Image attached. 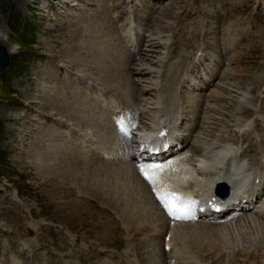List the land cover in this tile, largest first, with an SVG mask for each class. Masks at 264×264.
<instances>
[{
  "label": "bare ground",
  "instance_id": "obj_1",
  "mask_svg": "<svg viewBox=\"0 0 264 264\" xmlns=\"http://www.w3.org/2000/svg\"><path fill=\"white\" fill-rule=\"evenodd\" d=\"M157 1H160V0H157ZM198 6H200V5H198ZM202 7H203V5L200 6L199 9H198V7H189L188 9H185L182 12V14L178 12V14H175V16L172 15L174 13V10H169L166 7H164L163 10H160L161 12H158L155 15L164 14V15H167L168 17L173 16L175 18L180 19V18H182V15H190V14H194V13L198 12V13H196V15H198L199 17H202V16L205 17V15H203V13L201 11ZM99 12H100V10L96 9V10H94V13L91 14V16H92V18L90 20L91 25H89V26L87 23L83 24L78 19L72 20L71 16H67L66 18L64 17V19L61 21H55L54 25L52 24V26L50 28H44L42 30L43 33H48L51 35L49 42H46V43H48L50 45V48L54 49V50H52L53 51L52 56H53L54 60L61 62L62 63L61 65H63V64L71 65L73 67V69H76L78 71H83L82 69L79 70V67L81 65L86 67V61H88V60L92 61L93 60V63L95 64L94 68H93V72L96 75L99 73L100 67L96 63L95 59L97 57V53H98L99 49H101L105 46L103 41L106 42V35L102 32V30L105 29L106 24H107V19L104 18L103 19L104 23H105L104 27H101L99 25V19L97 17V13H99ZM45 13H47V12H45ZM151 14H153V9L151 11ZM206 15L208 16V14H206ZM197 19H198L197 21L201 22L200 18H197ZM156 20L157 19H154L153 21H156ZM160 26H164V27H163V29H160V32L162 34L160 35V38L157 41L161 40V37L163 40H168V37H169L168 31H170L172 26L167 24V23L161 24ZM190 26H192V25L190 24ZM190 26H185V28L189 29V28H191ZM205 27H206L205 23L200 25V28H205ZM227 27L229 29L231 27V25H228ZM88 31H91V34L89 33V35L86 36L84 33L88 32ZM151 34H153V33H151ZM182 34L185 35V33H182ZM230 35H231V33L228 35V38H230ZM83 36H85V37H83ZM89 39H92V40H89ZM174 40H176L175 43H178V44L179 43H184V44L186 43V40L184 39V41H182V38H179V39L176 38ZM39 41H41V40H39ZM197 42L199 45V41H197ZM87 43L90 45L87 46ZM46 47L48 48V46H46ZM189 47H191L190 53L192 55L194 45L193 44H187L186 48H189ZM198 47L199 46H197V48ZM1 48H3L8 53V55L15 52V50H14L15 46L9 42L8 36L4 35L3 33L0 34V49ZM76 49H78L79 51H81L83 53V55H82L83 57H85V55H86V58H84L80 62H78L79 60L73 61L74 60L73 56H78V57L80 56V52L79 53L74 52V51H76ZM182 60L183 59L181 58L179 60L180 62H175L172 65V68H169L168 71H166V73L164 74V77L166 79L165 85L168 84V78H169L170 71H177V70L181 71V70L185 69L184 67L186 64H184V60L183 61ZM53 62H55V61H53ZM51 68H52V66H51ZM54 71H56V70H54ZM37 72H39V70ZM80 73H82V72H80ZM49 75H50V78H52V79H57V77H58L57 72L51 73ZM263 79H264L263 76H257L255 78L254 82L251 83V87L247 85L245 87V89H243L242 92H238L239 91L238 85L236 86V89L233 90L231 87H228L229 83H225L224 81L218 83L216 86H220L219 87L220 89L221 88H226V89L230 88V90L237 93L235 95L237 99H234L235 103L238 102L236 107H235V111L237 112L238 115L243 114L244 117H246L249 114L252 115L254 113H257V106H259V104L262 102L263 97L261 96L260 92H262V89H263L262 88ZM41 80L46 81L44 76L41 77ZM81 83H85V81L83 79L77 80V78H76L73 81L72 80L63 81L60 83V86L56 85V86H59V88H61V89L63 88L66 90L65 95H66L67 99L64 98V96L61 97L62 105H63L61 107V109H63L64 107L67 108V111H65V113H70L74 116L73 113L77 111V109H78L77 104L73 101H70L69 99L72 100L74 98V95L80 96V93H79L80 85L79 84H81ZM24 87H25V85H24ZM215 91L216 90H214V88L213 89L211 88L209 90V93L212 94V96L210 94H208V97L210 96V98H208L210 103L206 102L205 108L209 109L210 107L214 106V105H212V103L218 102V100L216 101L214 99L217 95V94H215ZM72 92H74L75 94ZM248 92H253L254 94L252 93L253 95H248ZM229 94H231V93H229ZM208 99L206 101H208ZM49 102L51 105H53L54 108H56V107L59 108V106L61 105V103L58 101V99H50ZM162 102H164V100H162ZM162 102H159V103H162ZM13 103H14V101H13ZM154 103L155 104L157 103L156 99H155ZM245 103H248V104H245ZM30 104H31L32 109H33V107H35L34 108L35 110H33V112H36V108H37L36 103L32 102ZM51 110H54V109H51ZM158 111L163 112L162 110L157 109V108H156V111H154V112H158ZM185 111H187V109H185ZM1 112H2V116H4L8 122L11 121V119L13 118L12 113H9V111L6 108H4V110H1ZM27 112H28V114L31 113L29 111H27ZM153 116L155 117V113ZM30 119L32 120L33 118H30ZM205 119L206 118L203 117L204 123H205ZM238 120H239V118H238ZM244 122H246V120L242 118L240 125ZM253 123H256V120H254ZM37 125H39V124H37ZM8 127H10V126H8ZM12 127H15V126H12ZM240 128H241V126L239 127V129ZM34 131H35V128L32 127L31 130H28V132H25V134H24L25 138L23 140L21 139L22 143H24V141L28 140L29 138L32 139L31 147L27 153H24V154H26V157H23V158H24V160H27L28 163H31L33 160V166H34L33 169H34V172H36V173H32L34 176H35V174H38V177L44 176L45 178L49 179L52 176L55 177V175H56L57 177L60 178V180L63 183H65L67 185L72 184L74 187H76L78 190V194H81V192L85 188L86 190H88V193L90 195L98 197L101 204H108L113 209H117V214L122 217L124 223L126 224V227H127V225H132L133 228H135V229H139L141 227L145 228V226L147 227V224H148L147 213L152 212L153 215L159 214V211L154 207V202H153V204L151 203V208L149 209V211H146L145 208H142V210L140 212V209L137 208V203L134 200V198L130 192L129 185L124 181V179L121 176V175H128V172L126 170L117 169L115 167L110 168V170H106L105 168L99 167V165H97V166L92 165L90 160L87 159L85 156L83 159L82 166H79L77 163H74V164L70 163L69 159L63 158V155H61L62 153H60V157L59 156L56 157V155H55L54 148H53V142L55 141V145H56L57 139H60V133L58 131H57L58 133H56V129L53 130L54 133H56L55 136H53V140H52V136L50 134L47 135V133L44 134L45 132L41 133V132H38V130H37V132H34ZM27 136H29V137L26 138ZM88 145H89V147L92 146L91 143H88ZM115 151L116 150L114 149L113 145L108 144V145L101 147L99 149L98 153L100 154V156L103 160L108 161V157H110V155H112ZM20 157H22V156L19 155V158ZM54 160H55V162H54ZM28 163H26V164H28ZM23 166L25 167L26 165H23ZM192 178L196 179V184L201 189L207 188V184H205L204 180L197 178L195 175H192ZM198 225H200V224H198L197 222L194 223L192 230ZM246 225H248V227H251V222L250 221L244 222V224H243L244 228L246 227ZM238 227H239L238 224L236 225V223H235V225L233 227L234 231L238 232V230H236V229H238ZM215 228H216V226H213L210 223H208V224L204 223L201 225L200 229H197L196 231H193V232L191 230V232H189V233H191L192 238L195 237V241L197 244H198V241L200 238H204L207 243L214 244L213 240H212V236L214 234L212 233V231ZM255 228H257L260 232H264V223L255 224ZM190 241H191V239L188 241V243ZM173 245L178 250L183 249L181 244H179L177 241H174ZM215 251L217 252L218 250H215Z\"/></svg>",
  "mask_w": 264,
  "mask_h": 264
},
{
  "label": "rangeland",
  "instance_id": "obj_2",
  "mask_svg": "<svg viewBox=\"0 0 264 264\" xmlns=\"http://www.w3.org/2000/svg\"><path fill=\"white\" fill-rule=\"evenodd\" d=\"M3 1H4V6H3V4H1L2 1L0 0V2H1L0 3V28L3 29L5 32H8L7 20H9V22H10V20L11 21L18 20L19 21L18 23H20V28H22V30H23L21 33L22 37L29 39V40L31 39L32 44L29 45V47H28L29 49L22 48L19 52H16V53L13 52V53L9 54L10 55V57H9L10 62L7 65V67L4 69V71L6 72V76H9L8 91L11 92V95L13 97H7L9 94L5 91V87H4V84L2 83V81H0V123H1L0 124V156H1L0 157V170H6L5 172L9 173L10 180L14 182V183L11 182V184H13V187H15V188L21 187L23 193L31 194L32 190L29 191V189H27L28 186H27L26 182L28 180L26 179V181H25L26 174L23 173V168H25L23 165L27 166L26 163H28L27 160H24V158H23L26 156L22 155L23 152H22V148H21V144H23L22 140L25 138V136H24V134H22L21 136L19 135V132H22V128H26L28 126L22 125L21 123L18 124L17 121H15L16 123H11L12 120L9 122L6 121L5 117L2 116L1 110H4V108H6L9 111V113H11L10 111L13 108L17 109V108L22 106V104L20 103L21 101L15 100V97H17L19 100H24L23 97H25V95L28 97V95L25 92H27L29 90V88H30L29 86L31 84L27 83L26 79H27V77L28 78L32 77L33 72L36 71V67L40 63L38 60L32 61V62H30V60H27V59H30L31 57H33V54H31L30 48L35 47L37 52L45 54L46 58L44 59V61L41 62V64L44 65L43 67H45L46 61L48 64H50V62H51V64H54V65H57L58 61L55 60V63L52 62L54 59H53V56L51 55L52 54L51 50H49L50 45L48 43H46L49 40L50 36L42 35V33H40L43 26L47 27V26L51 25L49 23V20L44 18V15L47 14V13H45L47 10V8H45V7H47L46 6L47 4L44 2L42 5V2H40L38 0H34L33 2L31 0H3ZM187 2H188V0H187ZM222 2H223V0H222ZM50 3H52V2H50ZM82 3L86 7L89 6L87 4V2H85V1H83ZM54 5L56 6L57 4L55 3ZM222 5H223V3H222ZM231 6L234 7L235 3H233ZM80 7H81V9L80 8L76 9L73 6H71L69 8L72 11L76 10L77 13L85 14V11H84V8L82 7V5ZM190 7H194V6H190ZM199 7L200 6H198V9H199ZM43 8L45 9V11H41ZM235 8L236 7L232 8L231 16H234L239 11V9L235 10ZM169 10H173V9L170 8ZM14 13H17L18 16H16ZM55 13H57V11L54 9V11L52 12V17H57V15H55ZM175 14H178V12L174 11V13L172 15L175 16ZM173 16H171V17H173ZM173 18H174V21L176 20L178 24H180L183 21L182 18H180V19L175 18V17H173ZM154 19L155 18H153V20ZM167 24H170V23H167ZM31 25H34V27H32V30L31 31L27 30V28L31 27ZM183 25L184 26H190V24L187 22L184 23ZM262 25L263 26L260 28L261 23L259 24V26L257 27V30H259V31L258 32L256 31L257 33L256 32L252 33L253 37L252 36L248 37L247 41H246L247 44H245L243 46V48H241L240 55L241 54L242 55H241V57L239 55V63L241 65V69L238 70V76L235 75L237 77L230 75L229 79L231 81L236 82V83H238V82L242 83L243 80L250 78V80H248V83H250V82L253 83L257 76H263L264 77V75H262V74H258L255 77L257 71L264 69V20L262 21ZM243 27L245 28V26H242V29L244 30ZM227 30L233 34V31L239 30V28H237L235 26V27H230L228 29V27H227ZM259 32H260L261 36L259 35ZM89 33L91 34V32H85L84 34L86 36H88ZM250 33H251V30H250ZM83 37H85V36H83ZM39 40H41V41H39ZM89 40H92V39H89ZM89 45L90 44L87 43V46H89ZM46 46H48V48ZM74 52H77V53L80 52V56L79 57L73 56L74 57L73 61L79 60L78 62H80L84 58H86V55L84 54L85 57H83L82 56L83 53L81 51H79L78 49H76V51H74ZM248 54L252 55L251 58H245L244 57V55H248ZM28 56H30V57H28ZM240 58H242V59H240ZM92 62H93V60L92 61L88 60V61H86V67L82 66V65L79 67V70L80 69L83 70L81 72L83 75L86 76V78L88 80L92 78L91 73H92V75L94 73L93 68H94L95 64ZM69 68L70 67H68V69ZM46 69L47 68H45V70ZM253 72H254V74L252 75ZM244 73L247 75H244ZM263 73H264V70H263ZM48 77H50L49 74H48ZM62 78L63 77L60 74L59 79H62ZM77 80H79V79L77 78ZM24 85H25V87H24ZM48 85L54 86V83L48 82ZM236 86H237V84L229 83L228 87H231L233 90H235ZM245 87H246V84L244 86L240 85L238 87L239 88L238 92H242L243 89H245ZM262 88H263L262 92H260L261 95L264 94V79H263ZM221 89H222L223 93L225 94V96H227V97L230 96V98L233 97L234 99H237L235 96L237 93L230 90V88L229 89L221 88ZM229 93H231V94H229ZM252 93L253 92H248V95H253L254 93L253 94ZM262 97H263L262 102H264V95ZM215 98H217V100L219 101V98L217 95ZM234 99L233 100L230 99V100L235 102ZM13 101H14V103H13ZM226 103L229 104V102H227V101H226ZM214 104L218 105V102L212 103V105H214ZM260 105H261V103L259 104V106H257V112H259V110H260ZM232 108H235L233 103L230 105H227L225 107L226 110L227 109L229 110L228 112L230 114H232L231 113ZM256 115H258V114H256ZM33 117L34 116H32V118ZM8 126H10L11 128L9 127V129H8ZM12 126H15V127H12ZM33 128H35V125L33 126ZM44 134H46V133H44ZM8 135L10 136L11 142L13 144H10L8 142V140L6 139V136H8ZM26 141H29L30 144L32 143V139H30V138L28 140H25L24 143ZM5 148L7 150H5ZM16 149H17V152H16ZM29 149H30V147H29ZM19 155H21L22 157L19 158ZM24 155H26V154H24ZM5 160L7 161V163H5ZM8 162H9V165H8ZM6 165L10 168V170L8 167H6ZM30 166H31V168H33L31 164H30ZM18 170H21V171L18 172ZM32 176H34V175L32 174ZM35 176L39 179L45 178L44 176L38 177V174H35ZM2 178H3V176H1V179ZM42 190H44V189H42ZM46 190H47V188H46ZM59 195H60V193H59ZM46 197H49V196H46ZM62 197L65 198L63 195H62ZM72 198H73V195L68 196V197H66V199H68L66 201H69ZM43 201L44 200L42 199V202ZM30 203L35 206L36 201H30ZM11 205H12V208L10 210V214H9V210H6V212H5L0 208V229L1 228L5 229L6 232H8V233H10L9 231H12V229L8 228V226H11V225H8V223H10V222H7V218L8 219L10 218V215L12 214L13 210H15V207H13V206H15L16 204H11ZM44 206H45L48 213H51L54 216H58V213L55 211L57 209L56 208L57 206L56 207L54 205H44ZM27 212H29V211H27ZM23 214L25 215V212H23ZM32 225L34 226L35 223H32ZM121 234H122L121 231H117V241L121 240V238H120ZM66 246L67 245L64 244L63 248ZM75 263H76V261H75ZM71 264H73V260H71Z\"/></svg>",
  "mask_w": 264,
  "mask_h": 264
},
{
  "label": "snow or ice",
  "instance_id": "obj_3",
  "mask_svg": "<svg viewBox=\"0 0 264 264\" xmlns=\"http://www.w3.org/2000/svg\"><path fill=\"white\" fill-rule=\"evenodd\" d=\"M153 167H159V166L154 165ZM141 172L145 175L146 178L152 179L151 174L146 172L143 167L141 168ZM159 198H161L164 201V206L167 209L169 215L175 218H182L184 215L187 214L186 205L177 202L175 194L172 195L171 200H167L164 197H159Z\"/></svg>",
  "mask_w": 264,
  "mask_h": 264
},
{
  "label": "water",
  "instance_id": "obj_4",
  "mask_svg": "<svg viewBox=\"0 0 264 264\" xmlns=\"http://www.w3.org/2000/svg\"><path fill=\"white\" fill-rule=\"evenodd\" d=\"M2 53H3V56H2ZM7 60H8V56L5 52V50L3 48H1L0 49V71L2 70L3 66L6 64Z\"/></svg>",
  "mask_w": 264,
  "mask_h": 264
}]
</instances>
